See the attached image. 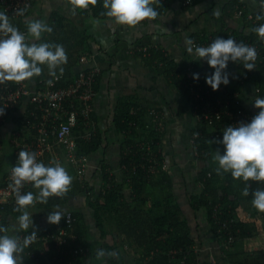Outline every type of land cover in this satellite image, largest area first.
Instances as JSON below:
<instances>
[{
    "label": "crops",
    "instance_id": "crops-1",
    "mask_svg": "<svg viewBox=\"0 0 264 264\" xmlns=\"http://www.w3.org/2000/svg\"><path fill=\"white\" fill-rule=\"evenodd\" d=\"M169 1L170 5L157 15L156 19L145 20L135 27H128L115 23L109 17H95L90 5L88 9H77L73 8L69 0H34L24 27L27 29L28 22L32 20H42L50 27L56 16L62 17L65 23L70 24L72 30L70 34L73 36L72 40L69 39V43L75 45L76 41H79V44L85 47L80 53V58L85 55L90 58V62L84 66L80 64L79 58L73 67L72 77L83 70L99 69L95 77L94 88L97 94L90 114L92 123L90 131L93 130L96 134L99 130L101 146L89 155V167L85 176V181L90 183L88 186L93 189L96 196L104 186L102 176L104 167H108V171L117 179L120 180L122 177L121 151L124 137L114 124V114L121 98L135 97L149 108L150 113L156 114V119H152L155 126L163 124L161 150L165 169L172 181L173 199L187 222L189 236L194 242L196 264H213V262L214 264H264V212L253 206L252 192L248 196L243 195V192H228L230 198L239 197L240 202L236 203L237 216L245 226L241 237L229 254L221 250L219 239L212 230L207 208L192 207L191 197L202 193L203 187L197 178L206 165L204 161L195 159L191 145V134L197 125V117L189 96L183 94L154 64L146 60L151 49L160 48L176 62L196 63L203 70L205 77L211 76L215 69L211 68L206 60H197L195 55L189 54L184 43L185 39L196 36H205L209 39L224 31H228L229 38H238L232 32L243 29L244 13L243 16L238 17L235 13L237 5L233 6L232 3L242 4L243 12L247 11V20L250 21L249 16H253L261 25L264 22L256 15L264 16V0H200L196 3L192 2L189 6L184 4V0ZM217 10L219 16L213 15ZM259 24L256 28L260 26ZM47 35L48 32L43 33L41 39L37 41H33L30 36V42L38 44ZM257 37L258 40L261 39L258 35ZM222 38L227 39V37ZM225 71L229 74V83L221 84V88L237 92L242 105L257 115L260 109L254 107L253 103L255 98L261 97L257 93L255 84L250 81H240V68L236 62L229 61ZM47 72L49 73V70ZM28 82L30 89L34 91L38 79L33 77ZM28 104L26 99L23 108L11 119L8 118L0 129V180L14 163L12 141L20 128L21 117ZM217 148L219 147H213V155ZM57 152L60 162L72 177V182L75 181L74 168L65 160L61 150ZM53 159L54 156L48 155L42 163L45 166H54L51 163ZM123 193L127 199H131L130 189L125 187ZM152 202L156 201L150 198L149 203ZM35 204L27 209L29 214L33 215V228L30 227L27 231L20 229L18 221L20 215L10 216L7 220L8 231L5 234L17 237L21 233L33 230L43 232L57 225L47 222V217L52 211H60L63 218L66 213L72 212L79 214L84 223L90 264H110L117 251L120 252L125 264L134 263L139 256L137 252L132 253L133 251L131 252L126 245L111 252L102 247L104 240L97 227L95 212L88 203L86 192L74 194L64 204L54 208H40ZM111 229L113 224H107L105 243L113 247L117 240ZM100 250L105 253L102 258L97 256Z\"/></svg>",
    "mask_w": 264,
    "mask_h": 264
},
{
    "label": "trees",
    "instance_id": "trees-1",
    "mask_svg": "<svg viewBox=\"0 0 264 264\" xmlns=\"http://www.w3.org/2000/svg\"><path fill=\"white\" fill-rule=\"evenodd\" d=\"M198 1L200 0H193L194 3ZM169 5V0H158V3L153 4L152 7L160 15ZM232 5H237L243 9V5L238 2H233ZM90 9L95 17H108L106 15L107 10L103 7V0H98L96 6L90 5ZM256 16L264 22V16ZM243 20V29L232 32V34L238 38L248 39L250 42L257 43L259 40L257 34L253 31L256 26L247 20L246 10L244 11ZM50 27L52 28V32L48 33L47 37L38 42V44L55 43L64 47L68 58L67 63L60 66L63 68V73L60 72L59 68L55 71L56 75L63 74L64 79L69 83L73 80V67L77 64L81 55L80 53L85 47L79 44V41H76L75 45L69 43V39L72 40L73 36L70 34L72 30L70 24L65 23L62 17L56 16L54 23ZM221 34L213 36V40L218 37L229 38L228 31L221 32ZM192 40L203 43L208 39L205 36H196ZM146 60L154 64L183 94L189 96L195 115L202 113L201 110L205 108V104L208 102L214 104L220 98L225 102H229V107L220 106V110L224 113L222 119L216 122L213 128L216 126L217 129L222 131L224 125L226 126L230 121V118L227 116L228 111H237L244 108L243 105L236 103L237 100L233 99V95L236 92L222 89L221 85L217 91H213L206 83L203 70L196 63H178L160 48L151 49ZM237 64L240 68V81L253 82L256 89L259 90L258 95L264 98V67L249 71L243 67L242 61H238ZM40 67H42V74L36 76L38 80L53 78L47 72L49 69L46 65H40ZM197 73L199 74V79L196 86L209 89L211 92L209 98L204 95L199 100H194L185 86L190 81L189 74L193 77V74ZM68 83L64 81L59 85L67 86ZM150 112L145 104L131 96L121 98L117 104L114 114V124L124 137L121 151L122 177L120 180L108 171V167H104L102 169V176L104 184L107 187L97 196L94 194L93 189L89 188L88 184H85V182L81 184L75 179L71 184L70 190L64 196L49 197L47 203H40L37 200L35 205L40 208H54L60 204H64L74 194L86 192L88 203L95 212L96 224L104 240L102 247L108 252L126 245L131 252L133 251L132 253L136 254L137 252L139 255L132 264H178L183 256H187L189 264H196L194 242L189 236L187 222L182 217L180 209L173 199L172 181L165 169L164 156L161 150L163 124L155 126L152 119H156L157 116ZM92 117L94 118L93 114ZM213 128L208 127V121L202 118L197 121V125L191 134V145L195 159L206 163L197 178V181L203 187L202 193L199 196H192L191 202L194 209L200 207L207 208L209 221L214 234L219 239L221 250L229 254L231 250H223L222 240L224 239V233L220 234L222 232L220 231L221 224L227 222L230 225L236 241L241 237L245 226L237 216L236 203L240 202V199L238 196L230 198L228 192H234L236 184L240 188V191L237 190L236 192H241L246 187L249 188V192H254L257 189L264 190V182L241 181L238 183V180L233 179L230 172L224 173L221 170V173L217 174L218 162L215 161L212 150L213 147L218 146L224 153V146L214 142L223 139V132L221 137L217 138L212 132ZM76 133L78 135L86 133L81 119ZM100 146L101 133L97 130L90 140H79V153L89 156L99 149ZM125 187L130 189L131 199H127L124 195L123 191ZM154 190H157V192H153ZM32 192L36 197L39 196V189L33 187ZM155 194H158L159 198L155 199L153 197ZM150 198L156 202L150 204ZM17 207H8L6 209L4 212L5 219L0 222V227L8 228V218L22 214L15 211ZM30 207L32 206L28 208ZM73 215L76 219L74 233L77 236V240L71 243L67 249L69 250L77 246L82 247L85 250V256L78 257L77 261L80 264H90L88 262L90 255L85 241L84 223L79 214L73 213ZM231 221L233 222L232 224ZM62 223L63 220L43 232L55 230ZM108 223L113 224V229L111 230H113V234H115V239L117 240L113 247L105 243L107 234L105 228L107 229ZM235 231H238V233L236 234ZM0 235H5V233H0ZM50 247L51 254L45 258H41V264H55L56 261L63 258L62 254L56 253L53 244H50ZM172 253L177 254L173 257ZM25 264H32V262L28 260ZM110 264H125L119 251L116 252L115 258Z\"/></svg>",
    "mask_w": 264,
    "mask_h": 264
},
{
    "label": "clouds",
    "instance_id": "clouds-1",
    "mask_svg": "<svg viewBox=\"0 0 264 264\" xmlns=\"http://www.w3.org/2000/svg\"><path fill=\"white\" fill-rule=\"evenodd\" d=\"M98 0H69L73 8L88 9L89 5L96 6ZM158 0H103L106 15L115 23L135 27L145 20L156 19L158 13L152 7ZM213 15L219 16V11ZM259 19V17H258ZM253 31L264 38V24L254 28ZM28 35L33 41L41 39L43 33L52 32L42 20H32L27 24ZM0 84L5 82L21 83L42 74V67L46 65L49 74L56 75V69L67 63V54L64 47L55 43H35L26 39L24 33L14 27L6 13L0 12ZM187 52L198 59H204L208 65L215 69L211 76L206 77V83L217 91L221 84L229 83V74L225 71L229 61L243 62V67L249 71L255 69L257 51L254 47L237 43L228 38H216L207 47L197 46L191 38L184 41ZM193 79L198 80L199 74H193ZM51 83V81H49ZM254 107L260 109L250 123H240L238 126H228L223 131V139L214 141L224 146L223 155L219 150L215 151L214 159L218 162L217 174L231 173L233 179L243 181L264 182V98H255ZM0 109V115H3ZM55 166H45L37 162L36 153L21 150L18 153V161L12 167L13 190L16 193L17 208L15 211L22 214L18 217L19 227L27 231L33 228V219L27 208L34 206L37 200L47 203L49 197H62L71 187L72 177L59 162L52 161ZM26 182H31L33 187L39 189V196L32 192L21 194L20 189ZM250 194L249 188L243 190V195ZM253 206L260 212H264V190L257 189L251 193ZM63 216L60 211H52L47 222L59 224ZM8 229L0 227V233H7ZM37 237L33 230L24 238L23 244L16 236L0 235V264H23L20 253L24 251ZM103 250L97 252L98 257H103Z\"/></svg>",
    "mask_w": 264,
    "mask_h": 264
},
{
    "label": "built area",
    "instance_id": "built-area-1",
    "mask_svg": "<svg viewBox=\"0 0 264 264\" xmlns=\"http://www.w3.org/2000/svg\"><path fill=\"white\" fill-rule=\"evenodd\" d=\"M33 1L0 0V12L7 14L11 24L24 33L28 41H30V36L26 27H24V23L33 7ZM192 2V0H184L186 6L191 5ZM235 13L238 17H241L244 12L239 6H236ZM249 20L255 26L260 22L253 16H249ZM2 38L6 37L0 34V39ZM231 39L237 43L254 47L258 54L254 70L264 67V38L259 39L257 43L241 38L232 37ZM212 41L213 38H209L203 43L200 41H194V43L197 46L207 47ZM89 62L90 58L86 55L80 58V64L83 66ZM97 73H99V69L96 71L83 70L69 83L64 79L63 74H58L48 80H38L37 88L34 91L30 89L28 80L21 83L5 82L0 84V109H3L4 113L0 115V129L8 118L11 119L23 108L26 99L29 103L28 108L24 109L19 125L20 128L12 141L15 154L12 167L18 161V153L24 150L36 153L37 162H43V159L48 155L54 156L52 161L59 162L65 168L60 162V156L57 152L61 150L65 160L74 168L76 179L81 184L85 182L86 172L89 167V156L79 153V140H90L94 134L93 130L90 131L92 128L90 114L92 113L93 102L97 94L94 88ZM188 77L190 81L185 86L194 100H199L204 95L207 98L211 96L209 89L196 86L197 80L193 79L191 74ZM64 81L68 85L60 86L59 84ZM258 92L259 90L257 89ZM233 99L237 100V104L242 105L240 95L237 92L233 95ZM220 106L229 107V102H225L220 98L214 104L206 103L205 108L201 110L202 113L196 115L197 121L204 118L208 121V127L213 128L215 123L222 119L224 113L220 110ZM227 116L230 121L226 126L224 125L222 131L217 129L216 126L213 128L212 132L217 138L221 137L222 132L228 126L250 123L255 115L244 107L237 111H228ZM80 119L86 129L84 135L76 133ZM12 167L0 180V222L5 219L4 212L8 207H17L16 193L12 187ZM32 190L33 184L26 182L20 189V193L26 194L32 192ZM216 210L218 209L216 208ZM75 221L73 213L68 212L64 215L62 225L57 226L55 230L36 232V239L20 253L23 263L25 264L29 260L32 264H41L40 259L51 254L50 244H53L56 253L63 256L55 264H80L77 258L85 256V250L79 246L67 249L71 243L77 240V236L74 233ZM220 231H222L220 234L224 233V239L222 240L223 250H231L236 240L230 225L227 222H223ZM235 233L237 234L238 231H235ZM30 234L31 232H26L17 236L21 244H23L24 238ZM176 254L172 253V256L175 257ZM178 264H189L187 256H183Z\"/></svg>",
    "mask_w": 264,
    "mask_h": 264
},
{
    "label": "rangeland",
    "instance_id": "rangeland-1",
    "mask_svg": "<svg viewBox=\"0 0 264 264\" xmlns=\"http://www.w3.org/2000/svg\"><path fill=\"white\" fill-rule=\"evenodd\" d=\"M217 150H219L220 154L223 155V152H222V150H221L220 148L215 149V151H217ZM213 156H215V155H213ZM101 166H102V165H101ZM101 166H100V167H101ZM111 170H112V169H111ZM74 173H75V172H74ZM69 175H70V174H69ZM84 181H85V180H84ZM241 181H243V179H239L237 182L239 183V182H241ZM85 184L90 185V183H88V182H86V181H85ZM106 187H107V186L104 184V186H102L100 192L103 191ZM234 189H235V191H237V190L240 191L239 185L236 184V185L234 186ZM241 189H242V188H241ZM98 191H99V189H98ZM153 192H157V190H154ZM241 192H243V190H242ZM153 197H154L155 199L159 198L158 194H155ZM241 206H242V205H241ZM108 225H111V223H108Z\"/></svg>",
    "mask_w": 264,
    "mask_h": 264
}]
</instances>
